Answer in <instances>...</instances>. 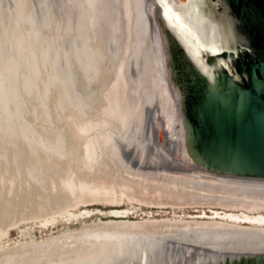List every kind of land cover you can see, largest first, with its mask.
Returning a JSON list of instances; mask_svg holds the SVG:
<instances>
[{
  "label": "bare ground",
  "instance_id": "1",
  "mask_svg": "<svg viewBox=\"0 0 264 264\" xmlns=\"http://www.w3.org/2000/svg\"><path fill=\"white\" fill-rule=\"evenodd\" d=\"M155 5L204 75L213 79L217 68L229 67L223 58L206 61L237 43L209 0H0V264H206L218 253L264 251V200L105 173L104 156L153 177L264 195L263 179L175 166L158 139L154 113L173 141L183 131L153 25ZM125 197L149 206L233 211L144 220L120 207L108 212L110 219L4 242L22 222L47 224L64 213L88 217L90 209L71 210L97 202L119 207Z\"/></svg>",
  "mask_w": 264,
  "mask_h": 264
},
{
  "label": "water",
  "instance_id": "2",
  "mask_svg": "<svg viewBox=\"0 0 264 264\" xmlns=\"http://www.w3.org/2000/svg\"><path fill=\"white\" fill-rule=\"evenodd\" d=\"M209 1L237 39L232 51L207 55L210 65L222 58L229 64L217 68L213 79L197 67L155 5L153 25L161 33L165 78L183 131L182 140L173 141L154 113L158 139L180 168L264 180V0ZM206 264H264V251L218 253Z\"/></svg>",
  "mask_w": 264,
  "mask_h": 264
},
{
  "label": "rangeland",
  "instance_id": "3",
  "mask_svg": "<svg viewBox=\"0 0 264 264\" xmlns=\"http://www.w3.org/2000/svg\"><path fill=\"white\" fill-rule=\"evenodd\" d=\"M102 161L103 164H105L108 169L106 170L105 173H109V172L112 173V171H115L114 173L118 177H121L122 179H125L127 181L132 180L134 182L135 180V182L137 183L139 181L149 182L152 185H156V186L162 185L168 188L186 189L192 192L211 194L212 196L221 194L228 197H234V198L245 199L250 201L264 200V195L250 194V193L247 194V193L233 192V191L210 190L208 188L197 187L190 183L153 177L138 170H134L125 163H123L122 161H119L117 159L113 161H109L105 156L103 157ZM128 200L129 199L125 197L124 200L122 201V204L119 207H111L104 202H97L87 206L80 205L74 208L75 210L74 209L71 210L72 212L77 213L85 209H90L92 210V212L88 217L78 216L68 219V217H66V214L64 213L55 216L54 220L47 224L41 223L39 219L22 222L17 226L11 227L9 229L8 234L4 239V242L6 241L15 242L26 238H41L48 234L56 233L59 230L65 228L66 226H78L85 220H93L98 218L110 219L111 217L108 216V212L113 208H120V207H121L120 209L131 208V214H130L131 219H144V220H168V219L180 220L183 218H190L191 216L198 215V212L202 210H206L207 212H210L212 208L233 211V208H225L223 206L213 205V204H206V205L181 204L178 206L174 205L167 207H158L151 205L149 206L148 204L146 205L145 203H140L135 200L134 201L129 200L130 201L129 202ZM219 202H224V201L220 199ZM239 210L247 211V209L243 207H240Z\"/></svg>",
  "mask_w": 264,
  "mask_h": 264
}]
</instances>
